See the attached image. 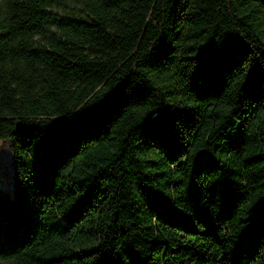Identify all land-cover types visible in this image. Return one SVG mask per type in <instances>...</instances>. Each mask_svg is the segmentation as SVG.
I'll use <instances>...</instances> for the list:
<instances>
[{
	"label": "trees",
	"instance_id": "16d2710c",
	"mask_svg": "<svg viewBox=\"0 0 264 264\" xmlns=\"http://www.w3.org/2000/svg\"><path fill=\"white\" fill-rule=\"evenodd\" d=\"M0 264H264V0H0Z\"/></svg>",
	"mask_w": 264,
	"mask_h": 264
},
{
	"label": "rangeland",
	"instance_id": "374dc122",
	"mask_svg": "<svg viewBox=\"0 0 264 264\" xmlns=\"http://www.w3.org/2000/svg\"><path fill=\"white\" fill-rule=\"evenodd\" d=\"M12 141L0 140V191L10 193Z\"/></svg>",
	"mask_w": 264,
	"mask_h": 264
}]
</instances>
